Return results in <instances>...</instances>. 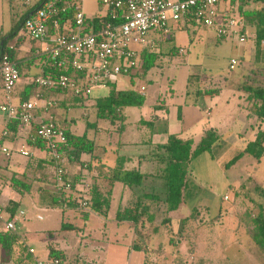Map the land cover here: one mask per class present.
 Listing matches in <instances>:
<instances>
[{"label":"crops","instance_id":"1","mask_svg":"<svg viewBox=\"0 0 264 264\" xmlns=\"http://www.w3.org/2000/svg\"><path fill=\"white\" fill-rule=\"evenodd\" d=\"M21 1L22 4H25L27 7L16 10L15 8L18 5V0H0V59L3 55L8 54L9 57L17 63L21 74L20 78L25 76L29 78V81L26 82L18 81L13 91L7 93L4 88L3 78L0 74V100L2 97L6 99L0 102V110L2 111L0 115V206L2 209L0 212V233H8L11 235L10 232H14L15 235V237L12 235L11 238L7 237V239L4 238L5 240L2 239L4 240V245L0 240V264H39V261L43 259H39L40 256L36 254L37 250L34 248V252H31L30 249L33 246L28 245L30 239L22 235L20 232L21 230H19L20 228L15 231H8L6 229L7 221L11 217V210L17 208L15 214L19 212L22 207V200L27 193H30L27 194V196H32L29 200L32 201L33 204L61 207L64 211L59 230H48L47 233L48 237L46 243L48 254L46 257L49 259L48 261L54 260L50 258L48 249V245L53 244L57 249L64 252L65 257L63 258V262L68 264H145L148 255L147 251L133 248V242L138 237L136 229L133 227V222L131 220L118 219L117 217L119 211H123L129 208V206H132L131 203L135 193L122 182H113V180H111L112 176L115 174L113 171L118 167L125 170H137L141 173L150 175L149 178L145 180L144 185L148 188L160 183V178L154 177L156 174H159L160 167L157 162V154L162 151L160 147L168 141L171 134H178L184 139L193 138L198 141L202 138L207 128L213 127L218 129V124L216 122H214V124L211 122L207 124L204 120L205 115L203 114L205 112L208 118L212 116L214 96H218L221 92L215 95L206 93L197 95L195 91L198 87L201 89L206 88L197 86V83H193L192 78L194 75L190 72V74L186 71V74H183L184 72L181 74L178 73L179 75L168 78L169 82H171L168 89L165 85H162V88L157 93L155 101H147L145 98L141 106H128L123 109L126 119L124 129L120 134H114L113 130L115 127H113L111 131H105L104 127L99 129L98 132H96V130L91 132L87 131L88 138L95 140L96 147L93 154L83 155V160L90 162L91 165L90 171L88 168H85L83 172L85 177L83 179L91 181V186L94 188L91 190V194L96 191V193L98 192L105 198L109 197V208L106 209L104 207L103 211H97L87 206L86 208H88L89 215L85 217L82 216L79 211L54 204L53 194L56 195L55 191H57L55 186L56 181L48 182L44 179V181L42 180L35 183L32 178H29L32 172L27 171L29 160L26 161L17 153V150H28L30 155L37 157L38 160L44 161L50 159L52 153L50 155L49 151L40 150L33 146V142L30 140L34 128L33 124L26 125L21 123L19 126L15 127L16 131H14L12 130L13 123L10 124L11 121L9 116L2 110V106L6 104L18 106L21 104V100L24 96H29L30 99L34 97L36 88H32L33 90L28 88V86L31 85L30 81H34L39 75H45L47 71L52 70V61L48 55V50L52 48L53 43L48 40L39 41L33 39L25 28V21L34 14L36 9H34V6L36 4H31L32 2H30V0ZM45 1L47 0H39L38 2L42 4ZM67 1L70 0H60L62 8L67 9L68 7V9H71L73 6L70 7L67 5V3H65ZM86 1L87 0H82L80 8H82V11L85 13L87 20L98 19L107 15V9L102 6L101 0H98L97 4H99V9L103 8L104 13L102 14L98 12L95 13L93 0L92 2L89 1L88 5L85 3ZM74 9L76 10L74 15L71 13L66 19L61 17L62 22H66L67 27L69 25L73 26L74 24L75 15L79 10L75 7ZM176 25L177 23L171 24L172 27ZM15 30V35L11 36V32ZM49 30L51 32V25H49ZM153 38H155L156 44L159 45L160 48L163 47L164 43H160V36H155ZM4 40L6 43H4ZM218 40L225 39L218 37ZM2 45L5 46V50ZM181 50L182 49H179V47L166 49V51H164L166 54L163 56L171 57L181 52ZM256 51L257 46L255 48V52ZM160 60L163 61L161 58L157 63H160ZM140 65L142 67V64ZM148 72L144 73L141 69L137 71V73H133L132 71L130 74H127L131 85L128 87H117L119 89H135L147 97V86L141 84L139 79ZM210 79H212V77ZM199 80L200 78L198 77L197 81ZM143 87H145L144 90ZM44 94L46 96V93ZM57 101L56 106L52 109L38 110V122H40V119L48 120L50 117L56 119L55 108L63 109V105L59 104L58 99ZM62 102L66 103L65 107L69 110L70 106L68 105V100L65 99ZM147 102L153 104H148ZM130 107H139L137 115L132 113L129 109ZM58 121L61 123L62 120L58 119ZM70 122L71 123H63L62 121L63 125H68V127L72 129V124L76 123V120L72 118ZM134 128L135 130H133ZM126 131H129L130 134L126 139H123ZM99 132H102V134L100 135ZM142 135H146V137H142ZM32 139L34 140L35 137L32 136ZM3 147L9 148L11 153L7 154L3 152ZM1 155H8V157L6 156L3 158ZM44 165L46 166V163H44ZM68 168L70 170V177L72 178L74 174L80 170L79 164H70ZM13 179L24 181L28 184L21 183L20 185H16ZM67 212L71 213L70 216L72 215V217L70 219L72 222L67 219ZM173 212H171V216ZM79 215L84 219V227L79 226L77 220L73 219V217ZM172 219L173 229L176 230L174 228V218L172 217ZM92 220H94V222H92ZM63 223H70L74 228L61 230ZM142 230L145 233L146 228ZM50 231H56V233L50 235ZM71 231L76 234L81 231L82 236L77 238ZM115 231L116 233L119 232L115 234L116 238L112 239L110 233ZM160 235L161 233H155L152 235L150 241L151 249H156L154 254L150 253V255H152L151 259L156 263H159V253L164 255V253L171 254L175 252L174 247L167 242V240H169L168 237L162 238ZM161 244L163 245L162 249L160 247ZM221 244L222 246L220 248H223L221 253L226 256L227 245L224 242H221ZM159 247L160 249H158ZM248 256L252 258L253 254L251 253Z\"/></svg>","mask_w":264,"mask_h":264},{"label":"rangeland","instance_id":"2","mask_svg":"<svg viewBox=\"0 0 264 264\" xmlns=\"http://www.w3.org/2000/svg\"><path fill=\"white\" fill-rule=\"evenodd\" d=\"M38 1L30 0L33 5ZM89 1L92 2V0H87L85 3L88 5ZM97 3L98 0H93L95 13H104L103 8L99 9ZM26 7L21 0H18L15 9ZM173 30L172 35L169 34L170 36H160L164 43L162 50L166 51V49L177 47L182 50L171 57L161 56L163 61L160 60V63L162 64L155 65L139 79L141 84L147 86V97H145L147 101L156 100L162 85L168 89L171 83L168 78L182 72L186 74L185 71L194 75L192 82L197 83V86L221 90V94L214 96L212 116L208 118L205 112L203 114L207 124L210 122L218 124L217 131L220 134V139L213 145L212 150L204 151L191 161V174L185 203L172 213L174 228L179 229L180 220L197 208L200 210V216L204 219L220 222L219 229L221 237H223L221 242L227 245V254L233 261H223L222 264H264V254L258 246L251 242L248 237L247 225L246 228L244 226L245 220L249 218L246 213L252 210L256 211L257 204L264 202L261 192L256 189V184L264 188V155L259 161L253 155L246 153L237 163L229 168L226 167L228 161L255 139L258 129L260 127L264 129V124L257 120L252 112L251 115L249 113L250 104L246 102L248 92L244 87L245 85H264V43L258 57L257 51L255 52L257 46L255 29L252 27L247 29V38L244 42L239 40V36L218 40L214 29L196 23H178L173 27ZM233 59H236L238 64L234 69H230ZM140 69H143L141 65L134 68L133 73H137ZM198 77L199 81H197ZM211 77L212 79H210ZM26 81H29L26 76L19 79V82ZM30 82L34 85L33 89L36 88V92L45 93L48 90L35 84L32 80ZM130 85L129 76L120 74L117 86L128 87ZM110 89L111 87L107 84L93 86L90 99L83 105L75 102L72 92L52 94L51 97L55 96L54 100L56 101L57 99L59 101L68 100L70 106L69 110L65 106L62 107L63 109L55 108L56 118L61 119L63 123H71L70 121L74 118L76 123L72 124V131L76 134L81 135L87 131L96 130L88 128V122L97 121L95 107L97 100L106 97ZM4 100L6 99L2 97L0 102ZM129 109L135 115L139 111V107H130ZM105 123L106 121L100 120L98 122L99 129L103 127L106 129L108 124L104 126ZM145 126L147 127L146 123ZM99 134L101 135L102 132ZM129 134L130 132L126 131L123 139H126ZM142 137H146V135H142ZM23 151L24 149H19L17 153L28 161L29 156H26ZM10 153L11 151L8 154ZM1 156L8 157V155ZM27 194L17 213L20 214L21 210L25 212L24 216L18 218L16 230L20 228L22 235L29 237L28 245L33 246L32 248L37 250L36 254L40 256L39 259L43 258L41 260L46 262L49 260L46 257L48 254L46 243L48 230H59L64 211L61 207L33 204L29 200L32 196H27ZM226 194L229 195L228 199L225 198ZM67 213V219L72 222L71 213ZM73 219L77 220L79 226H85L84 219L80 215ZM249 226L251 227L250 224ZM117 233L116 231L110 233L111 238H116L115 234ZM72 234L77 238L82 236L81 231L78 234L75 232ZM166 236V233L162 231L160 237ZM251 253L253 254L252 258L248 256Z\"/></svg>","mask_w":264,"mask_h":264},{"label":"trees","instance_id":"3","mask_svg":"<svg viewBox=\"0 0 264 264\" xmlns=\"http://www.w3.org/2000/svg\"><path fill=\"white\" fill-rule=\"evenodd\" d=\"M59 2L60 0L58 1V5L62 8V3L60 2L59 4ZM232 2H239L238 12L240 17H242V31L247 35L248 28L252 27L255 29L254 34L257 43V56L259 57L264 42V0H233ZM40 3L41 2L36 3L34 9L41 5ZM75 12L76 10L74 7L71 9H68L67 7L66 11L61 13V17L66 19L71 13L74 15ZM107 19H110L109 15L103 16V21ZM99 22L98 19L87 20V25H95V27H99L101 24ZM190 23H192V21L188 24ZM15 32L16 30L12 31L10 35H15ZM4 43H6L5 40ZM160 43H162V40H160ZM2 47L5 50V46L2 45ZM165 54L166 53H164L162 47H159V51H152L150 48L142 49L141 64L144 73L151 70L155 65L162 64L157 62L161 59V56ZM62 72H66L69 76L75 78L77 83L81 86L85 85L86 87L90 85L87 81L88 79L86 78L85 71L75 69H69L66 71L61 68H56L53 64L52 70L47 71L45 76H57ZM107 85L111 87L110 92L106 97L97 100L95 105L97 121L88 122V128L96 129V132H98V122L104 120L106 121L104 126L108 124L104 130L111 131L113 127H115L113 132L116 135L120 134L124 129L126 116L123 109L128 106H141L144 103L145 96L135 89H119L116 82L109 81ZM33 86L34 85L31 84L28 88L32 89ZM244 87L248 92L246 102L250 104L249 108L247 107L250 115L252 112L257 120L264 124V85H245ZM68 92L73 93L76 100L75 102L80 103V105H83L90 99V93L79 95L70 87L63 88L57 86L56 88L48 89L45 93L47 98L51 99L52 94ZM195 92L197 95H202L204 93L215 95L220 92V89H201L198 87ZM54 98L55 97H53V99ZM29 99V96H24L21 103ZM59 104L66 106V103L62 101H59ZM55 106H52L51 108H54ZM38 112L39 111L37 110L35 114ZM54 120L58 121L57 118H54ZM10 121V124L13 123L12 130L14 131H16L15 127L22 123L20 118H10ZM61 124H63L62 121ZM33 126L32 136H34L35 139L33 140L32 136L30 139L33 142V146L40 150H47L51 155L52 147L37 133L39 122H33ZM64 128L67 141L56 145L60 157L57 159L51 155L50 159L44 161L38 160L37 157L30 155L29 163L27 164V171L32 172L30 173L31 177L29 178H32L35 183L42 180L44 181V179L48 182H54L57 179L58 168L62 166L65 170L64 177L66 180L71 181L72 187L71 189H60L55 191L56 195L53 194V203L62 205L64 208L79 211L83 216L87 217L89 215L88 208L83 207L79 202L81 197L87 196L82 195L83 193L78 191L77 186L85 177V174L83 173L85 168H88L89 171L91 170L90 162L84 161L83 155L93 154L96 142L95 140L89 139L87 133L81 135L76 134L68 127V125H64ZM255 136V139L250 141L243 151L227 162V168L237 163V161L246 153L253 155L259 161L261 160L264 155L263 127L258 129ZM219 139L220 134L217 129L213 127L207 128L204 131L202 138L198 141L193 138L184 139L178 134H171L168 141L160 147L162 152L157 154V162L160 168L159 174H156L154 177L160 178L161 182L157 183V185L151 186V188L144 186L145 180L149 178L150 175L141 173L137 170H125L118 167L114 169L113 173L115 174L112 176L111 180H113V182H122L130 187L135 193L131 203L132 206H129V208L124 209L123 211H119L117 217L118 219L131 220L133 222V227H135L138 236L133 242V248L136 250L147 251L148 255L145 264H222L224 263L223 261H232L229 254L226 253V257L221 253L223 248H220L222 246V237L219 229V221L204 219L200 216V210L196 208L189 215L183 217L179 222V229L174 230L172 224L173 219L170 215L171 212L178 210L185 203L186 194L189 188L191 161L204 151L212 150L213 145L218 142ZM44 163H46V166ZM70 164H79L80 166V170L74 174L73 178L70 177V170L68 168ZM13 182L16 183V185H20L21 183L28 184L27 182L19 181L17 179H13ZM92 189H94L93 186ZM256 189L261 192L260 194L262 195V198H264V188L256 184ZM103 197V195L94 191L91 194V197L88 198L89 208L92 207L97 211H103L104 207L108 209L109 197ZM257 207L258 209L256 208V211L252 210L246 213L249 218H247L245 224H243L245 228L247 225L248 237L251 242L258 246L264 254V202L258 203ZM16 209L17 208H13L11 210L10 216L15 214ZM73 228L72 224L63 223L61 230ZM145 228L146 231L144 233L142 229ZM162 231L166 233L169 239L167 242L174 247L175 252L171 254L164 253L163 255L157 251L159 253V263H156L151 259L152 255H150V253L154 254L156 249H151L150 241L152 235L155 233L160 234ZM55 233L56 231H50V235ZM10 234L11 235L8 233H0V240L3 245L5 244L4 240L7 239V237L11 238L12 235L15 237L14 232H10ZM160 247L162 249L163 245L161 244ZM160 247L158 249H160ZM48 249L50 258L58 259L60 261L59 264H68L63 262V258L65 257L63 251L57 249L53 244H49Z\"/></svg>","mask_w":264,"mask_h":264},{"label":"built area","instance_id":"4","mask_svg":"<svg viewBox=\"0 0 264 264\" xmlns=\"http://www.w3.org/2000/svg\"><path fill=\"white\" fill-rule=\"evenodd\" d=\"M233 0H101L107 9L110 19L98 18L99 27L87 25V17L80 8L82 0H70L65 3L78 8L73 26L67 27L62 22L61 13L66 8H60L58 0H47L35 9L34 14L25 21V28L29 35L39 41L48 40L53 43L48 55L56 68L64 70L75 69L86 72L90 85L81 86L76 79L62 72L57 76L39 75L34 83L42 88L50 89L57 86L74 90L76 94L91 93L96 85H106L117 82L120 74H130L141 64V50L150 48L159 51L155 36L172 33V23H192L204 25L216 31L219 38L239 36L245 41L247 35L242 31V17L238 12V3ZM51 25V32L49 30ZM154 35V36H153ZM238 61L233 59L230 68L234 69ZM0 74L3 78L5 91L10 93L20 79L17 63L8 54L0 59ZM145 87H143V90ZM57 101L47 98L44 92L37 91L31 99L18 106L6 104L2 110L9 118H20L26 125L38 121L37 110H49ZM37 133L52 147V155L59 158L56 145L67 141L64 125L54 118L40 119ZM5 153L10 149L3 147ZM25 155H30L24 150ZM64 168L57 171L56 189H71L72 183L64 177ZM87 197L79 199L83 207L89 206L91 181L82 179L77 186ZM228 199V194L225 195ZM2 211L0 206V212ZM15 214L7 221L8 231L16 230V223L20 216ZM34 252V249H30ZM58 259L39 261V264H59Z\"/></svg>","mask_w":264,"mask_h":264}]
</instances>
